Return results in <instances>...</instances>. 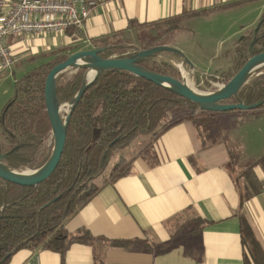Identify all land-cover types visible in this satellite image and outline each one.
Masks as SVG:
<instances>
[{"label":"crops","instance_id":"crops-1","mask_svg":"<svg viewBox=\"0 0 264 264\" xmlns=\"http://www.w3.org/2000/svg\"><path fill=\"white\" fill-rule=\"evenodd\" d=\"M94 1L80 28L4 38L14 64L9 70L0 67V81L10 79L12 85L19 78L16 70L22 76L62 49L99 47L100 39L132 44L143 32L158 39L177 33L180 39L165 45L187 56L196 73L207 74L198 65L224 58L231 69L240 41L264 12V0ZM179 16L184 18L178 28L163 24ZM196 34L199 42L188 46ZM170 54L167 61L182 63V57ZM221 73L208 75L220 78ZM234 112L209 113L218 120L210 123L215 126L208 129L210 137L201 136L193 120H184L153 139L148 152L136 153L127 174L106 183L65 221L69 234L86 229L96 240L72 244L63 263L55 251L21 248L6 264H264V161L257 162L264 156V108ZM231 118L241 121L222 127ZM245 193L250 196L243 198ZM241 218L262 257L243 243ZM110 239H140L151 250L114 247Z\"/></svg>","mask_w":264,"mask_h":264},{"label":"trees","instance_id":"trees-1","mask_svg":"<svg viewBox=\"0 0 264 264\" xmlns=\"http://www.w3.org/2000/svg\"><path fill=\"white\" fill-rule=\"evenodd\" d=\"M183 18L179 16L166 20L164 24L173 20L168 29H175ZM259 22L253 54L264 51V12ZM253 37L252 31L240 41L231 69L221 73L226 81L250 56L247 50ZM99 41H102L98 48L102 49L100 55L103 58L129 56L137 52L122 55L118 52L123 46L102 39ZM151 47L154 44L143 49ZM68 53L70 49L52 53L47 61L30 69L12 83L14 94L0 113V129L9 148L0 153L6 154L5 163L13 169H37L50 154L51 147L40 155L37 153L51 131L45 111L44 80L50 68L62 61ZM155 57L143 58L138 64L179 79L178 71L172 63L157 61ZM69 70L73 71L72 74L65 77V72ZM84 72V69H67L58 75L56 95L60 103L68 102L75 95ZM239 97L246 104L262 101L259 108H263L264 72L245 85ZM231 101L234 102V99ZM177 108L210 113L126 70L101 72L71 111L63 152L53 173L36 187L17 186L0 179V264H6L10 256L21 248L55 251L60 254L63 263V257L72 244H91L96 240L86 229H81L75 235L69 234L64 226L65 221L106 183L127 174L131 160L122 167V160L119 159L111 168L108 178L96 182L112 151L127 147L138 136L152 135V140L156 139L178 122L192 119L185 117L168 121L170 114ZM209 116L211 122L215 123V114ZM262 161L264 156L257 162ZM249 196L250 193H245L243 198ZM240 232L243 243H249L250 252L255 257H262L260 246L243 218L240 219ZM100 239L103 238L97 240ZM108 242L119 248L143 246L151 250V245L140 239H110ZM245 264H248L246 260Z\"/></svg>","mask_w":264,"mask_h":264},{"label":"water","instance_id":"water-1","mask_svg":"<svg viewBox=\"0 0 264 264\" xmlns=\"http://www.w3.org/2000/svg\"><path fill=\"white\" fill-rule=\"evenodd\" d=\"M259 25L260 22L253 29L254 37L249 42L247 50L250 55L248 59L224 84L210 92H195L186 86L183 79H177L166 73L154 72L138 64L139 60L155 56L161 52L175 53L185 58L179 50L173 47L156 45L148 49L139 50L129 56H111L107 58H103L100 55L102 49L98 47L80 49L69 53L62 61L50 68L44 80L43 94L45 111L50 123L52 135V147L47 160L35 170H18L9 167L5 163L6 154L0 153V179L17 186L36 187L53 173L63 152L71 111L84 91L103 71L126 70L135 76L144 78L168 89L174 94L195 103L200 110L210 113H225L235 110L254 111L259 109L262 101L246 104L239 97L240 90L250 83L254 77L264 72V65H262L252 76L249 75L250 69L255 64L264 61V51L253 54V46L256 42L255 34L257 33ZM182 63L184 62L182 61ZM67 69H84L85 72L75 95L68 102L60 103L56 95V81L58 75ZM87 70L95 71L94 76L88 81L84 79ZM232 99H234V102L231 101ZM65 105L67 109L62 114L61 109ZM103 158L104 155L101 158V164ZM21 171H29V173L21 174L23 173Z\"/></svg>","mask_w":264,"mask_h":264},{"label":"rangeland","instance_id":"rangeland-1","mask_svg":"<svg viewBox=\"0 0 264 264\" xmlns=\"http://www.w3.org/2000/svg\"><path fill=\"white\" fill-rule=\"evenodd\" d=\"M173 21V20H172ZM168 22L164 25H166V27L168 28L169 25L171 24V22ZM164 25H162V27H164V29H167ZM164 37H162L161 39H158L157 37H153V36H149L146 37V32H143L137 40L133 41L132 44H127V42H119L117 44L123 46L122 50L118 53L122 54V55H127L131 52L134 51H139L142 50L144 47L146 46H150V44H157V45H165L166 42H173L175 39L179 40L180 37L177 33H172V34H167ZM196 41L199 42V35H194L192 39H189L188 41V46L191 45H195ZM180 43H183L182 41H180ZM155 46V45H154ZM168 46V45H165ZM169 47H173L171 45H169ZM175 48V47H173ZM198 49V48H197ZM183 54V53H182ZM173 56L174 54H170L169 52H161L159 54L156 55V59L157 61H167L166 59H168V56ZM183 56L185 58H182V61L184 62V65H182V63H176L177 66H175V68L178 71V77L179 79H183L184 81H188L189 85L194 88L197 91L200 92H210L213 91L215 89H217L219 86H221L222 84H224L226 82L225 79L222 78V76L219 78L218 76L216 77H210L209 75H214L211 73H214V71L217 72H223L229 69V67L231 66V63L227 60V59H222L221 61H216L214 62L212 65H198L199 66V71H203L207 74H201V73H196L193 71V68L196 69V66L194 64H192L190 62V60L187 58V56H185L183 54ZM169 62V61H167ZM171 63V62H169ZM36 67V64H32L29 66V68H34ZM191 68V69H190ZM197 70V69H196ZM19 71L16 70V75L18 77H21L20 74H17ZM73 71H67L65 72L64 76L65 77H69L72 74ZM209 74V75H208ZM15 75V76H16ZM185 75H186V80H185ZM11 82L12 80H3L0 81V113L2 108L5 106V104L8 102V100L13 96L14 94V90L13 87H11ZM264 108V107H263ZM67 109V106H63L61 109V113L64 114L65 110ZM260 109V108H259ZM236 111V110H235ZM231 113V115H234L233 113H238V112H229ZM238 115V114H236ZM189 118L191 117L193 120V122H195L196 124H198V126L200 125V127L198 128V130L201 133V136L204 135L207 137L211 136V132L208 131V129H210V131L212 130L213 125L210 126V123L212 121V119H210L209 113H204V112H200L199 110H184V109H176L174 112H172L168 118V121H173L175 119H181V118ZM241 118H231L230 121L226 120L224 121L225 123H223L222 127L224 125H226L228 122L230 124H235V123H239L241 120ZM252 119V118H251ZM249 118V120H251ZM218 121V120H217ZM220 121V120H219ZM222 121V120H221ZM215 132V131H214ZM213 134V133H212ZM221 134V132H220ZM151 141H152V135H147V136H138L136 137L127 147L123 148V149H116L114 151H112V154L104 168V170L102 171V173L100 174V176L96 179L97 183H100L101 181H104L105 179L108 178L109 173L111 172V168H113L114 164L117 163V161L119 159L122 160V167L124 165H126L128 163L129 160H131V158L137 153H142V152H148L151 146ZM52 147V135H51V131L50 134L48 135L47 139L44 141L40 151H38V155H40L41 153H43V151H45V149ZM9 148V144L5 139V136L2 134L1 129H0V152H4L5 150H7ZM18 170H35V169H31V168H26V169H18ZM236 179H238V174H236Z\"/></svg>","mask_w":264,"mask_h":264},{"label":"built area","instance_id":"built-area-1","mask_svg":"<svg viewBox=\"0 0 264 264\" xmlns=\"http://www.w3.org/2000/svg\"><path fill=\"white\" fill-rule=\"evenodd\" d=\"M94 5V0H0V67L9 70L14 64L4 38L80 28Z\"/></svg>","mask_w":264,"mask_h":264},{"label":"bare ground","instance_id":"bare-ground-1","mask_svg":"<svg viewBox=\"0 0 264 264\" xmlns=\"http://www.w3.org/2000/svg\"><path fill=\"white\" fill-rule=\"evenodd\" d=\"M80 61H83V60H80ZM262 65H264V61H262V62H260V63H258V64H255V65L250 69V71H249V75L252 76V75L256 72V70H257L259 67H261ZM86 72H87V71H86ZM94 74H95V71H94V70H88V74L86 75V73H85V77H84V79H85L86 81H88V80H90V79L94 76ZM185 80H186V75H185ZM184 83H185L186 86H188V88H190L191 90H193V91H195V92H198V93H202V92L197 91V90H195L194 88H192V87L189 85V83H188L187 80H186ZM21 172H23V173H21ZM21 172H20L21 174H28V173H29V171H21Z\"/></svg>","mask_w":264,"mask_h":264}]
</instances>
